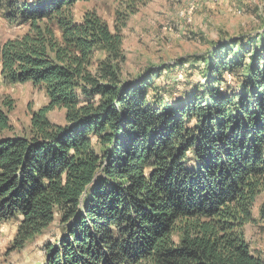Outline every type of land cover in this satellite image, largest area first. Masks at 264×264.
I'll list each match as a JSON object with an SVG mask.
<instances>
[{"label":"trees","instance_id":"trees-1","mask_svg":"<svg viewBox=\"0 0 264 264\" xmlns=\"http://www.w3.org/2000/svg\"><path fill=\"white\" fill-rule=\"evenodd\" d=\"M89 1L0 0L2 18L26 28L0 36V84L47 99L21 135L0 100L11 249L56 224L41 264H264L245 238L264 192V31L211 44L202 83L174 98L155 84L173 64L123 75L125 19L113 30L94 11L75 21Z\"/></svg>","mask_w":264,"mask_h":264},{"label":"rangeland","instance_id":"rangeland-1","mask_svg":"<svg viewBox=\"0 0 264 264\" xmlns=\"http://www.w3.org/2000/svg\"><path fill=\"white\" fill-rule=\"evenodd\" d=\"M87 11H94L111 30L117 19H125L121 32L125 55L122 73L125 77L142 73L147 67L163 68L173 64L155 84L171 87L174 98L202 83L199 75L202 61L199 57L208 52L211 44L240 36L248 37L247 40L264 31V0H90L74 5L75 21H79ZM25 30L24 26L8 24L0 14L2 39L14 38ZM185 60H189V64L180 67ZM225 77L230 84L232 78ZM3 98L13 102V110L9 114L13 135L26 133L31 114L47 102L44 92L31 84L1 83L0 100ZM49 118L61 125L63 112L54 111ZM262 209L264 192L253 208L258 223L245 228V238L251 250L261 252L264 257ZM15 231L13 222L0 226V264H41L44 245L54 243L59 237L56 224H53L23 250L13 251L11 243Z\"/></svg>","mask_w":264,"mask_h":264}]
</instances>
